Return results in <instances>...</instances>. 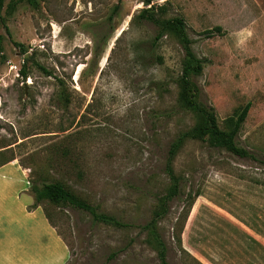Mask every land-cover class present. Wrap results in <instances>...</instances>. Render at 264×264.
I'll list each match as a JSON object with an SVG mask.
<instances>
[{
  "label": "rangeland",
  "instance_id": "1",
  "mask_svg": "<svg viewBox=\"0 0 264 264\" xmlns=\"http://www.w3.org/2000/svg\"><path fill=\"white\" fill-rule=\"evenodd\" d=\"M149 5L182 19L202 62L189 76L196 102L220 128L249 103L234 140L250 156L199 140L175 156L179 191L157 221L166 261L264 264V0L5 1L0 163L22 170L29 187L60 181L125 224L41 201L67 246L64 264H158L139 226L167 183L169 143L195 119L177 102L183 50L171 35L151 43L156 26L139 15ZM196 190L182 219L183 198Z\"/></svg>",
  "mask_w": 264,
  "mask_h": 264
},
{
  "label": "trees",
  "instance_id": "2",
  "mask_svg": "<svg viewBox=\"0 0 264 264\" xmlns=\"http://www.w3.org/2000/svg\"><path fill=\"white\" fill-rule=\"evenodd\" d=\"M5 1L9 4L11 0H0V12ZM27 1L33 3V0ZM150 1L151 0H142L143 5L149 4ZM9 7L12 8L13 6ZM116 8L117 6L114 5L112 11L115 12ZM157 8L160 9V6ZM153 9V5L141 8L139 15L156 26V33L151 42L153 45L164 35L175 37L180 44L183 50V58L181 72L177 79V102L179 107L190 111L195 119L193 125L178 132L169 143L163 161V172L167 179V183L163 192L155 196L149 219L139 226L144 232V242L155 252L158 264H168L166 261L165 244L157 231V221L166 213L169 200L175 197L179 191L180 176L176 174L173 169V160L175 156L187 140H199L205 142L207 146L224 150L239 157L250 156V154L244 148L238 146L234 140L245 118L249 103L246 102L237 113L227 117L224 120L223 127L220 128L216 123L213 112L196 102L197 88L189 79V76L200 72L202 62L200 59L196 58L190 50V41L184 31L182 19L179 17L162 18L156 16L153 13ZM38 67L44 73L49 74L43 67L39 65ZM20 73L23 77L26 75L23 70H21ZM7 161L8 160H5L0 163V165ZM30 192L33 196L34 205L46 200L55 206L67 205L83 210L89 214L91 220L94 222H101L114 227L125 226L124 223L115 217L98 212L94 206L76 195L72 189L60 181H44L41 179L32 181L30 184ZM198 193L197 190L192 194L188 192L183 198L182 219L185 217L194 197ZM43 214L49 221V215L45 210H43Z\"/></svg>",
  "mask_w": 264,
  "mask_h": 264
},
{
  "label": "crops",
  "instance_id": "3",
  "mask_svg": "<svg viewBox=\"0 0 264 264\" xmlns=\"http://www.w3.org/2000/svg\"><path fill=\"white\" fill-rule=\"evenodd\" d=\"M0 165V264H64L68 249L33 204L22 170Z\"/></svg>",
  "mask_w": 264,
  "mask_h": 264
},
{
  "label": "clouds",
  "instance_id": "4",
  "mask_svg": "<svg viewBox=\"0 0 264 264\" xmlns=\"http://www.w3.org/2000/svg\"><path fill=\"white\" fill-rule=\"evenodd\" d=\"M129 95H131V94H129ZM121 114H123V113H121Z\"/></svg>",
  "mask_w": 264,
  "mask_h": 264
}]
</instances>
